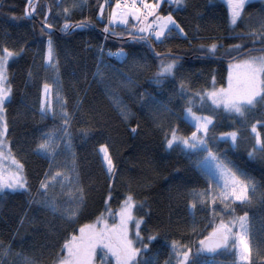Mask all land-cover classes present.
Here are the masks:
<instances>
[{
	"label": "trees",
	"instance_id": "trees-1",
	"mask_svg": "<svg viewBox=\"0 0 264 264\" xmlns=\"http://www.w3.org/2000/svg\"><path fill=\"white\" fill-rule=\"evenodd\" d=\"M160 11L175 17L186 38L172 29L158 42L132 25L105 33L104 0H31V6L29 0H0V54L5 47L16 53L8 64L6 140L27 181L25 189L0 191V264H25V258L54 264L80 227L107 213L106 201L115 213L128 194L135 200L134 216L143 220L137 264H178L174 241L191 250L196 264H239L234 248L212 255L197 250L220 218L227 222L245 213L247 264H264V101L240 115L213 105L207 95L227 85L228 63L243 57L229 49L240 45L248 53L264 47L259 36L249 35L264 32V0L249 2L235 26L221 0L165 2ZM66 20L85 26L64 29ZM49 39L51 66L45 64ZM213 43L214 54L206 51ZM173 60V72L161 74ZM46 84L51 109L42 115ZM188 108L212 117L208 145L245 181V202L229 199L227 208L219 198L213 203L224 188L202 167L206 152L166 147L171 129L182 137L195 131L185 118ZM62 110L69 113L66 128ZM230 132L237 133L235 143L220 138ZM48 134L52 150H38ZM101 146L113 159V175L106 171ZM45 174L47 193L40 191ZM149 236L156 239L149 242Z\"/></svg>",
	"mask_w": 264,
	"mask_h": 264
},
{
	"label": "snow or ice",
	"instance_id": "snow-or-ice-1",
	"mask_svg": "<svg viewBox=\"0 0 264 264\" xmlns=\"http://www.w3.org/2000/svg\"><path fill=\"white\" fill-rule=\"evenodd\" d=\"M176 3H180L181 0H175ZM141 7L137 6V0H116L115 7L111 13V20L127 24L128 17H133L137 22L143 23L144 27L140 28L141 34L147 32L149 38H154L158 42H162L167 34L172 31L174 26L181 34L184 33V29L181 28L172 15L160 16L157 9L160 7L159 3L150 4L146 0H139ZM246 0H228L230 22L233 25L237 24V21L241 18L242 11L245 7ZM29 6H31V0H29ZM68 9H64L65 13H68ZM31 15V13H26ZM103 15V5H101V16ZM149 17L151 21L149 22ZM47 17H45V21ZM85 25L83 23L71 25L67 22L64 23L63 28L68 29L71 27L81 28ZM51 24L45 23V28L50 29ZM264 27V25H262ZM108 32V27L104 29ZM250 36H259V42L264 45V32L249 33ZM218 45L213 43L207 46L206 51L209 53H215ZM205 49V46H201ZM3 55H0V162L5 159L11 161L14 171L11 169H5L0 166V190L4 188L9 189H25L26 178L23 175V165L20 164L14 157L10 155V149L6 155L4 149L5 136L8 131L7 123L4 120V105L6 100L11 96V86L8 84L7 76V63L9 58L16 55V53L10 51L8 48H3ZM52 40H48L47 58L51 59L52 55ZM237 52L238 57L240 55L247 58L240 60L236 64L229 65L228 86L226 88H220L208 93V98L211 99L212 104L220 107L228 112H235L243 115L246 106H254L256 103L264 101V54L251 55L252 51H259L264 53V47L260 49H251L248 53L241 52V46L235 45L229 49L231 52ZM237 57V58H238ZM176 67V61L173 60L162 66L161 74H171ZM234 69V71H233ZM45 93L48 92L49 86H44ZM203 99V97H201ZM48 109L42 103L41 114H45ZM187 114L194 121L195 131H193L190 137L179 136L178 129H171V138H168L166 134V147L172 149L175 146H180L182 150L196 149L206 152L205 160L213 162L218 174L225 177L224 191L213 197V203L216 198H219L225 207H228L227 201L229 199L234 201H246L247 185L244 180L240 179L231 169L227 167L214 152L211 151L208 145V136L210 128L214 127V121L210 116H198L192 112L191 108L186 109ZM121 116L127 120L129 113L122 109ZM61 116L64 120L65 128L69 124V113L67 111H61ZM132 132H136V128L131 129ZM252 132H256V126L253 125ZM49 139L44 140L39 146L38 150L50 152L53 148L51 134ZM229 138L233 143L238 139L236 132L223 133L221 138ZM257 143H260L259 136H257ZM261 150H264V144H261ZM100 151L103 153V159L106 164V171L109 175L114 174L115 165L113 159L108 152L106 146H101ZM251 155V153H250ZM45 180L41 181L40 191L47 193L50 185L47 179L48 174H45ZM59 175V173L57 174ZM55 179V177H53ZM230 189V191H229ZM211 190V185H209ZM207 193L203 194L206 195ZM111 199V193L109 194V200ZM106 211L108 216L112 217L113 223L109 224L107 217L102 213L97 217L96 223L88 224L80 227L79 235H74L70 240H67L63 245L62 250H66V254L56 257L54 264H95L97 258V249L103 250V255L100 257L101 264H111L109 257L114 258L116 264H137L135 257L139 253V249L133 246V240L129 237V224L135 222L137 229L135 235L137 239H140V226L143 223L142 219H134L133 209L136 207L133 195L128 194L122 202L118 212H113L108 202L106 201ZM50 207H55L54 203L49 202ZM192 208L196 205L193 203ZM214 215H216L214 213ZM247 214L240 217H233L227 222L223 218H220L219 224L212 226L211 232L204 236L199 241V248L197 254L208 252L215 253L219 249H226L231 244L234 248L236 242H239V255L242 261L248 260L249 243L246 240L247 234ZM239 227L240 232L237 234L234 229ZM156 237L149 236V242L155 240ZM173 248L176 250V257L178 264H196V261L190 257V249L185 250V247L173 242ZM25 264H33V261L29 258H25Z\"/></svg>",
	"mask_w": 264,
	"mask_h": 264
},
{
	"label": "rangeland",
	"instance_id": "rangeland-1",
	"mask_svg": "<svg viewBox=\"0 0 264 264\" xmlns=\"http://www.w3.org/2000/svg\"><path fill=\"white\" fill-rule=\"evenodd\" d=\"M221 1H223L225 4H226V6L228 7V11H229V6H228V0H221ZM251 1H254V0H246V3H245V6L249 3V2H251ZM165 2H167L169 5L170 4H173V3H176L175 2V0H160V1H158L157 3H159V5H160V7L157 9V12H158V14L160 15V16H167V15H169V14H171V13H162L161 11H160V9H161V7H162V5L165 3ZM184 3V0H181V2L180 3H177V4H180V5H182ZM153 4H155V3H153ZM138 6V5H137ZM115 7V6H114ZM114 7L112 8V11H113V9H114ZM138 7H141V6H138ZM112 11H111V13H112ZM243 12V11H242ZM172 15V14H171ZM172 17H173V19L176 21V19H175V17L172 15ZM151 19L152 18H149V22L151 21ZM110 20H111V14H110V17H109V22H110ZM229 21H230V12H229ZM135 23H137V25H138V27H135V29H136V31H138V32H140L139 31V29L140 28H142V27H144V24L143 23H140V22H137L136 20H135ZM176 23L178 24V22L176 21ZM112 26H125V25H127V24H124V23H121V22H119V20H116V21H112L111 23H110ZM230 24H231V22H230ZM179 25V24H178ZM232 26H235V25H233V24H231ZM180 26V25H179ZM172 27V29H175L180 35H182V36H184V34H181L179 31H178V29H176L174 26H171ZM143 34H145V35H147L148 36V33L147 32H145V33H143ZM261 54H264V53H261V52H256V53H251V55H261ZM0 55H3V53L2 54H0ZM245 58H247L246 56H243L242 58H240V59H237V60H234V61H232V62H230V63H228V65H227V70H228V76H229V71H230V69H229V65L230 64H236V63H238L240 60H242V59H245ZM10 59L11 58H9V60H8V63H7V76H8V79H9V72H8V64H9V62H10ZM45 64L48 66H51V64H52V55H51V59H48L47 58V51H46V56H45ZM233 71H234V69H233ZM9 84V83H8ZM45 86V85H44ZM228 86V79H227V85L225 86V87H223V88H226ZM220 88H222V87H220ZM220 88H213V89H211L208 93H211L213 90H218V89H220ZM51 95H52V92H51V87L49 86V90H48V92L47 93H45V89H44V87H43V89H42V102H41V104L43 103L45 106H46V108L48 109L47 111H50V109H51ZM9 99H10V97H9ZM8 99V100H9ZM8 100H6V102L8 101ZM211 100V99H210ZM6 102H5V104H6ZM4 109H5V105H4ZM46 111V112H47ZM194 113V112H193ZM197 115V114H196ZM198 116H202V115H198ZM185 118H186V120L194 127V121L191 119V117L187 114V112H185ZM4 120H5V113H4ZM195 128V127H194ZM178 134V133H177ZM254 134H256L257 136H258V132H257V128H256V132L254 133ZM179 135V134H178ZM180 136V135H179ZM171 138V137H170ZM221 138V137H220ZM221 139H229V138H221ZM230 140V139H229ZM231 141V140H230ZM232 142V141H231ZM5 144H6V147H5V149H4V152H5V154L7 155L8 154V149H10L9 148V144H8V142H7V140H6V136H5ZM101 154H102V157H103V153L101 152ZM10 155L12 156V157H14V155L11 153V151H10ZM15 158V157H14ZM16 159V158H15ZM104 160V159H103ZM16 161H18L17 159H16ZM19 162V161H18ZM20 163V162H19ZM105 163V162H104ZM21 164V163H20ZM202 167L211 175V176H213V178L224 188V180H225V177L224 176H221L220 174H218L217 173V171H216V169H215V166H214V164H213V162L212 161H210V160H203L202 161ZM106 165V164H105ZM0 166H2V167H4L5 169H11L12 171H14L15 169H14V167H12V165H11V161L9 160V159H5L3 162H0ZM23 175H24V172H23ZM25 176V175H24ZM5 189H9V188H4V189H2V190H5ZM2 190H0V191H2ZM13 190V189H12ZM229 191H230V189H229ZM247 197H248V188H247V190H246V199H247ZM120 209V208H119ZM119 209L117 210V212L119 211ZM106 217H107V219H108V223L109 224H111V223H113V220H112V217L111 216H108V213H105L104 214ZM133 217H134V219H140V218H137V217H135L134 216V209H133ZM94 223H96V220L93 222V223H91V224H94ZM246 223H247V221H246ZM142 224V223H141ZM141 227V226H140ZM136 231H137V229H136V227H135V222L133 221L132 223H130L129 224V237H130V239H132L133 240V246L135 247V248H137L138 249V247H137V237H136V235H135V233H136ZM140 231V230H139ZM234 231L237 233V234H239V232H240V229H239V227L237 226L235 229H234ZM79 235V232H78V234H77V236ZM246 240H247V242H248V224H247V234H246ZM249 243V242H248ZM234 247L230 244L229 245V247H228V249H233ZM239 248H240V245H239V242L237 241L236 242V247L234 248L235 249V251H236V257H237V262L239 263V264H247L248 262H249V253H248V260L247 261H242L241 260V258H240V255H239ZM249 252H250V248H249ZM64 254H66V250H64L63 251V253H62V255H64ZM103 255V250L102 249H97V258H96V260H95V264H101V260H100V257ZM138 255V254H137ZM136 258H137V256L135 257V260H136ZM113 264H116V262H115V259L114 258H111V257H109L108 258Z\"/></svg>",
	"mask_w": 264,
	"mask_h": 264
},
{
	"label": "built area",
	"instance_id": "built-area-1",
	"mask_svg": "<svg viewBox=\"0 0 264 264\" xmlns=\"http://www.w3.org/2000/svg\"><path fill=\"white\" fill-rule=\"evenodd\" d=\"M153 1L154 2H158L159 0H152L151 2H153ZM128 2L131 3V0H128ZM146 2L150 3V0H146ZM115 3H116V0H104V7H105V11H106V18H107L106 19L107 23L105 24L104 29H105L106 26L108 27V30L110 29L109 17H110V14H111V9L115 5ZM137 3H138V1H137ZM115 55L119 56L120 53L119 52H115Z\"/></svg>",
	"mask_w": 264,
	"mask_h": 264
},
{
	"label": "water",
	"instance_id": "water-1",
	"mask_svg": "<svg viewBox=\"0 0 264 264\" xmlns=\"http://www.w3.org/2000/svg\"><path fill=\"white\" fill-rule=\"evenodd\" d=\"M42 26H43V28L46 29L49 33H52V32L55 31V29H54L53 27H51L50 29L45 28V23H42ZM150 48H152L151 45H150ZM256 49H260V48H256ZM220 250H221V249L217 250V252L220 251ZM204 253L211 255V254H215L216 252H215V253L204 252Z\"/></svg>",
	"mask_w": 264,
	"mask_h": 264
},
{
	"label": "crops",
	"instance_id": "crops-1",
	"mask_svg": "<svg viewBox=\"0 0 264 264\" xmlns=\"http://www.w3.org/2000/svg\"><path fill=\"white\" fill-rule=\"evenodd\" d=\"M127 25H132V26L138 27L137 23H135V19L131 16L128 17V24ZM127 25H125V26H127Z\"/></svg>",
	"mask_w": 264,
	"mask_h": 264
}]
</instances>
